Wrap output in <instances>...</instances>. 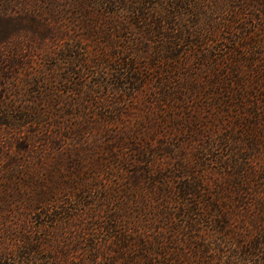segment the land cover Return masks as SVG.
Masks as SVG:
<instances>
[{
    "label": "trees",
    "instance_id": "1",
    "mask_svg": "<svg viewBox=\"0 0 264 264\" xmlns=\"http://www.w3.org/2000/svg\"><path fill=\"white\" fill-rule=\"evenodd\" d=\"M20 1L0 0L6 27ZM129 11L115 84L124 105L150 98L144 114L81 161L11 169L0 264H264V0ZM13 34L0 25V72L17 60L2 45ZM82 83L90 109L112 102L102 82Z\"/></svg>",
    "mask_w": 264,
    "mask_h": 264
},
{
    "label": "rangeland",
    "instance_id": "2",
    "mask_svg": "<svg viewBox=\"0 0 264 264\" xmlns=\"http://www.w3.org/2000/svg\"><path fill=\"white\" fill-rule=\"evenodd\" d=\"M16 7L9 27L0 21L14 33L3 48L19 62L0 72V204L18 200L9 181L16 165L62 167L74 154L81 161V152L132 126L150 101L141 94L140 103L133 98L125 106L130 92L123 97L115 84L126 70L112 58L132 40L129 0H21ZM24 8L28 15L20 13ZM140 66L146 73L147 65ZM89 80L102 82L112 102L96 110L84 104L82 82Z\"/></svg>",
    "mask_w": 264,
    "mask_h": 264
}]
</instances>
